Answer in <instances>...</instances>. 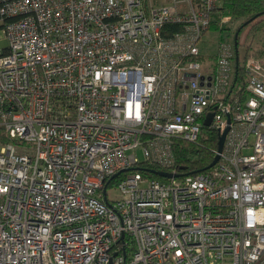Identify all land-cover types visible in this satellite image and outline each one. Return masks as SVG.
<instances>
[{"label": "built area", "instance_id": "built-area-1", "mask_svg": "<svg viewBox=\"0 0 264 264\" xmlns=\"http://www.w3.org/2000/svg\"><path fill=\"white\" fill-rule=\"evenodd\" d=\"M223 2L0 0V264H264V55L202 50Z\"/></svg>", "mask_w": 264, "mask_h": 264}, {"label": "trees", "instance_id": "trees-1", "mask_svg": "<svg viewBox=\"0 0 264 264\" xmlns=\"http://www.w3.org/2000/svg\"><path fill=\"white\" fill-rule=\"evenodd\" d=\"M214 13L216 14L214 16L215 19L227 15H231L236 20L242 19L243 21L237 26V30L240 28L242 31L252 22H254V24L250 26V31L264 27V19H260V17L264 15V0H224L221 6L213 10L212 14ZM212 27L219 29L220 33L226 29L225 25L220 26L215 20L211 24V28ZM202 132L203 135L195 142L182 139L176 141L174 148L177 160L176 168L181 175L205 171L216 155L219 141L218 133L209 125H204L202 127ZM0 138H3L1 131ZM145 168L160 170L159 165L142 162L138 166V169L144 176L166 180V178L146 172Z\"/></svg>", "mask_w": 264, "mask_h": 264}, {"label": "rangeland", "instance_id": "rangeland-1", "mask_svg": "<svg viewBox=\"0 0 264 264\" xmlns=\"http://www.w3.org/2000/svg\"><path fill=\"white\" fill-rule=\"evenodd\" d=\"M215 15L216 14L214 13L213 16ZM260 19H264V15L261 16ZM242 21H243L242 19L236 20L232 17L231 21L225 24L226 29L223 30L222 33H220L219 29L210 27V29L207 31V33L203 38V42L201 43L202 50H204L206 53L214 55L216 53L219 39L222 37L227 41H233L237 30V26L241 24ZM215 22L219 25L220 18L217 17ZM252 24H254V22H252L250 25H248L241 31L239 35V47L241 50L243 49L244 51L247 50V51L256 52L260 55L261 54L264 55V27L250 31L249 28ZM7 44H8V40L3 39V35L0 31V45L6 46Z\"/></svg>", "mask_w": 264, "mask_h": 264}, {"label": "water", "instance_id": "water-1", "mask_svg": "<svg viewBox=\"0 0 264 264\" xmlns=\"http://www.w3.org/2000/svg\"><path fill=\"white\" fill-rule=\"evenodd\" d=\"M240 31L241 29L239 28L236 33H235V37H234V43H235V47H236V50L238 49V39H239V34H240ZM213 117V113H210L205 121V124L206 125H209L210 122H211V119ZM228 131V128L224 131V133L219 137V141H218V152L217 154L215 155L213 161L211 162V164L207 167V168H210L212 167L214 164L217 163V161L219 160L220 158V153L222 151V148H223V143H224V139H225V135ZM145 171L149 172V173H152V174H156L160 177H164V178H170V177H176L178 176L179 174L177 173H172V172H168V171H165V170H158V169H152V168H145Z\"/></svg>", "mask_w": 264, "mask_h": 264}, {"label": "crops", "instance_id": "crops-1", "mask_svg": "<svg viewBox=\"0 0 264 264\" xmlns=\"http://www.w3.org/2000/svg\"><path fill=\"white\" fill-rule=\"evenodd\" d=\"M260 47H262V46H260ZM249 48H250V45H249Z\"/></svg>", "mask_w": 264, "mask_h": 264}]
</instances>
